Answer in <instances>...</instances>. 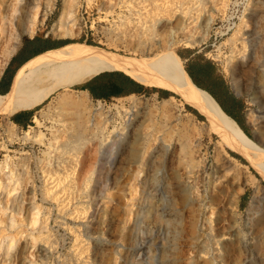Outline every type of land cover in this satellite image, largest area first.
Here are the masks:
<instances>
[{"label": "rangeland", "instance_id": "1", "mask_svg": "<svg viewBox=\"0 0 264 264\" xmlns=\"http://www.w3.org/2000/svg\"><path fill=\"white\" fill-rule=\"evenodd\" d=\"M219 1L220 0H75L73 4L77 27L75 28V34L73 36H62L57 33L55 34L52 28V23L60 12L62 5V0H54L52 9L44 11V15L42 16L43 19L35 28L34 32L32 34L23 32L20 35V43L11 56L19 51L27 39L37 36L39 38V43L46 38L55 41L68 39L70 41H81L98 45L108 52L121 54L126 57H149L148 55L152 56L157 51H150L148 52L149 54L142 52L141 46L137 44V40L142 38L146 26L152 22L150 20H155L156 25L162 21L165 22L166 26L161 30L162 33H165L166 28L169 26L173 27L178 19V12H176V10L178 11L180 7L189 2L192 6V12L195 11L193 15L197 17L196 22L190 23L192 25L190 29L194 30L191 32H193L194 35H198V31L200 33L198 21L200 23L202 18L210 11L214 16L212 27L208 37L202 41V43L194 47H186L183 42H181L182 40H177L174 47L175 51L198 49L199 56L213 62V66L217 69V73L222 75L227 81L228 87L236 92L241 104L240 118L248 129V136L258 142L260 140V144L264 147V130L259 128L258 124L251 122L248 118V113L261 114L260 112L263 110L260 103L261 99L253 96L254 83L251 79V72L246 70L248 71L247 74L245 71V74L243 73V69H246V65H244V67L239 66L240 68L234 65V62H236L239 56L245 55V57H247L250 54V43L254 42L252 39L254 35L258 36L256 39L259 42L257 48L264 51V16L259 18L248 17L250 13L246 12L251 11L249 7L251 6L250 2L253 0H223V6L214 4L215 6L212 7L214 2ZM202 4H204V6ZM172 9L174 11L173 17H171L172 20L163 18L167 15L166 13ZM160 12L162 14H160ZM243 18H247L245 26H241L244 22L241 20ZM238 25H240L238 32L232 35V39H229V36L236 30ZM194 26L197 28H194ZM195 31L196 33H194ZM117 35L119 39H116ZM54 44V47H58L63 43L55 42ZM237 51L238 53H236ZM230 57H232L231 60H229ZM233 78H235V84L232 83ZM85 81L86 80L59 87L51 92L43 102L33 107V116L38 115V117L42 119L41 125H37L32 119V121L24 127L16 126L10 121L8 112L0 111V160L3 159L5 155H11V161L15 163L14 168L19 172L23 180L21 186L10 193L12 198L13 195L16 196L17 194L20 196V200L22 201L21 212L20 214H16L15 218L18 217L17 220L22 219V226H25L24 228L26 229L22 235L21 233L16 234L18 241L17 246H20L21 251L18 253L17 258L15 257L18 261L11 258L10 264H78L75 263L77 262L76 260H73L76 259L73 254V236L74 233L80 229L77 233L79 235L81 234L82 237H86L84 235L86 234L87 223L83 221V219L72 218L74 217L72 215L70 217V214L75 209V206H80L85 203V197L79 199L78 197L82 196V192H86L85 190H90L92 185L97 187L99 185L96 191L99 193V196L105 200L96 213V218L100 221L108 215H111L113 218L106 231L109 240L105 245V251L101 254L99 264H132L131 249L135 244L142 245L144 249H146V254L143 256L144 258L139 261L141 264H147L146 261L149 262L148 264H162L163 255L169 257L168 262H171V264H207V262H205V256H209V253L211 256L213 255L214 264H238L242 250L236 244L235 239L225 238V236L229 235V233L236 232V234L232 236L238 237L241 235L244 236V239L249 241L251 235L254 234V232H249L248 226H246L245 223L247 217L250 215L246 204H248L252 192V185L249 181L255 176L264 186V180L261 178L260 174L242 154L227 145H223L222 152L226 160L225 163L230 164L235 172H238L240 176L248 180L241 185L239 193H237L235 197H232L230 194V190L233 187L231 182L235 180V177L233 176L230 178V181H227L225 177H222L224 167L222 165L218 167L213 166L212 153L214 152L216 144L221 141V138L219 134H215L214 131L210 130L203 133L199 138L200 152L207 157V160L205 172L203 173L202 180L199 182L198 190L195 189V184L191 182L192 186L187 192H178L175 181L182 167L180 168L181 164L178 159L179 148L178 145L174 143V146L169 151L171 157L168 160V172L173 179V184L171 186V204L169 206H173L177 209L180 214V222H167L159 219H150L151 221L148 224L142 222L137 226L135 238L133 242L130 243L125 237V231L130 227L132 222L134 223L135 212L139 208L143 197V187L139 182V178L142 174L141 171H138V162L142 155L144 137L140 130H137L133 138L130 139L127 148L123 151L124 155L121 154L122 157L115 164H110L108 162L110 155H101L98 139H91L86 142L81 141V143L78 142L79 144L69 140L67 138V128L71 126V123L65 125L58 120L59 116H57L53 108L54 100L55 97L62 92L76 93L78 90L82 89L78 84ZM148 86L153 87V85ZM147 90L148 91L145 93H122L105 97H96L91 95L89 91L88 92L90 94L91 107L102 111L104 117L111 119L107 126L109 129L113 127L114 129H120L126 123V119L130 116L129 111L134 100L145 101L149 109L155 108L160 104L162 99L168 98L170 95H172V104L176 105H172L173 107H171V111L174 114H180L178 116L183 119H185L187 115H193L192 118L197 124L201 122L207 123L204 114L199 112L194 106L186 103L181 96L171 90L168 89V94L161 93L159 95L151 92V89ZM178 107L180 108L179 110ZM42 113L43 115H41ZM147 117H149V113L146 112L144 118L147 119ZM56 127L62 128L60 139L68 144H65V148H63L64 150H62V152L60 148L54 149L51 145L53 129ZM9 128L14 129L17 136L10 138V135L7 134ZM31 129L39 130L44 134V138L41 141L43 142L45 140L43 142L44 144L37 140H27L20 137L24 130ZM254 134L258 139H255ZM87 136L89 135H85V137ZM48 145H50L49 148L47 147ZM68 146L69 148L73 146V149L71 148L72 150H68ZM46 150L50 151V155L48 152L45 153ZM51 150H53L54 153L53 151L51 152ZM66 150L68 151L66 152ZM61 154L62 157L60 156ZM23 157L25 161H27V171H24L19 163ZM55 162L57 163L54 164ZM100 162H102L103 165H100ZM102 168L104 169L101 170ZM213 168H215L218 175H221L219 182L216 183L211 181V177H209V173L212 172ZM115 169H117V171ZM48 174L50 175L47 176ZM52 174H55L58 178L60 177L58 180H60L59 183L62 185L61 192L59 191L58 194H62L65 188L67 192H71H68V195L70 194L71 196V200L68 208H65V211L63 210L64 212L60 209L58 210L59 207H57L53 199L50 201V198L47 196L46 200V196H43V185L45 186L51 183L50 181L48 182V180L51 178L50 176ZM45 175L47 177H45ZM41 178L47 181L44 182ZM71 182L74 184H71ZM87 182L90 183V185ZM86 183L88 185L87 187H85ZM70 188L72 189L70 190ZM65 190L64 193L67 194ZM193 191H196L198 194H193ZM10 195L6 196L0 184V229L4 227L3 225L7 219L4 217H8L10 207L12 206V198ZM73 197L75 199H73ZM240 198H243V204H240ZM78 200H80V202ZM155 200H157V198H155ZM32 211H38L37 216L39 219L37 223L35 225L29 223L25 224L32 214ZM63 213L66 215L64 216ZM39 216H43L42 219L45 218V220H40L41 217ZM44 221L48 222L46 223L47 225ZM39 222L43 224L42 228L46 230L44 231L45 233L49 234L52 243L54 242V244H52L53 251L42 257L35 251V245H33L31 239V233H38L36 231L38 230ZM71 226V229H74V231L70 229ZM102 227V223H99L95 230H101ZM260 227L255 231L261 241L259 247L260 258L258 260L261 264H264V225ZM3 230L4 229L0 231V244L2 243V238H4V233L6 231L7 233L15 232V229L12 230V228L6 229L5 231ZM6 240L7 238L5 237L4 241ZM92 241L94 242V239H92ZM72 245L73 248H71ZM12 251H14L15 254L18 252L15 249ZM204 251H206L205 254ZM68 253H70L69 256ZM1 254L0 264H7L8 259H5L6 257L0 245V255ZM62 259L65 260L63 261ZM67 260H70L72 263Z\"/></svg>", "mask_w": 264, "mask_h": 264}, {"label": "bare ground", "instance_id": "2", "mask_svg": "<svg viewBox=\"0 0 264 264\" xmlns=\"http://www.w3.org/2000/svg\"><path fill=\"white\" fill-rule=\"evenodd\" d=\"M53 2L54 0H0V72L5 66L8 58L18 47L20 43V35L23 32L32 34L35 28L42 21L44 11L52 9ZM74 2L75 0H62L61 10L52 23L53 32L55 34L57 33L62 36H73L75 34V28L77 27L73 8ZM223 3V0L214 2L212 7L217 4H219L217 6H223ZM202 5L204 6V4ZM250 5L251 6L249 8L251 11L246 12L250 13L248 17L259 18L264 16V0H253L250 2ZM176 12H178V19L176 23L173 27L169 26L166 28L165 33H162L161 31L166 26L165 22L162 21L156 25L155 20L153 21L151 19L150 21L152 22L146 26L145 33L142 38L137 40V44L141 46L142 52L148 53L153 50L157 51H155V54L152 53V56L148 55L149 57L144 56V58H131L121 54L108 52L104 48L91 43L70 41L66 44L49 48L30 56L15 71L9 88L4 93H0V111L11 113L18 109L35 107L43 102L51 92L59 87L84 81L103 70L116 69L124 71L143 84L155 85L171 90L181 96L186 103L194 106L199 112L205 115L207 123L201 122L197 124L192 118L193 115H187L186 118L183 119L178 116L180 114H174L171 111V107L174 105L171 102L172 95L168 98L162 99L160 104L155 108L149 109L147 108L145 101L134 100L129 111L130 116H128V118L126 117V123L120 129H114V127L109 129L107 126L111 119L104 117L102 115V111L91 107L90 94L87 89H80L76 93L62 92L55 97L53 108L55 109L57 116H59L58 120L65 125L67 123H71V126L67 128V138L76 143H81V141L86 142L91 139H98L100 153L101 155H110L108 160L110 164H115L122 157V155H124L123 151L127 148L130 139L133 138L137 130H140L142 133L144 137V145L142 148L141 158L138 162V171H141L142 174L139 178V182L143 187V197L139 208L135 212L134 223L132 222L130 227L125 231V237L130 243L133 242L135 238L137 226L142 222H146V224H148L151 221L150 219L165 220L167 222H180V214L177 209L173 206H169L171 204V186L173 184V179L168 172V160L171 157L169 151L174 146V143L178 145V159L181 164L180 168L182 167V170L179 172L178 176H176L175 181L178 192H187L192 186L191 182L195 184L194 187L198 190L199 182L202 180L203 173L205 172V164L207 160V157L202 155L200 152L199 138L203 133L210 130L214 131L215 134H219L221 138V141L216 144L214 152L212 153L213 166L218 167L219 165H222L224 167L222 177H225V180L227 179V181H230L231 177H235V180H232L231 182L233 185L230 190L232 197H235L237 193H239L241 185L248 180L240 176L238 172H235L230 164L225 163L226 160L224 159L222 152L223 145H227L242 154L264 180V147L260 144L261 141L259 140L258 142L248 136L241 129L236 120L222 110L217 101L208 91L197 86L191 80L188 73L184 69L181 58L174 49L175 42L177 40H182L181 42H183L186 47H194L195 45L202 43V41H204L209 35L214 19L213 14L210 11L202 18L200 23L198 21L200 33L198 31V35H194L193 32H191L194 30L190 29L192 26L190 23L196 22L197 17H195L196 15H193L195 11L192 12L191 4L188 2L186 5L180 7L178 11L176 10ZM160 14L162 13L160 12ZM166 14L167 15L163 18L170 20L174 14L173 9ZM241 20L244 21L241 26H245L247 18H243ZM194 28L197 27L194 26ZM239 28L240 25H238L236 30L232 32L229 39H232V35L236 34ZM194 33H196V31ZM257 37L258 36L254 35L252 38L254 42L250 43V54L247 56L248 58L245 57V55H241L237 58L236 62H234V65L237 68L239 66L244 67V65H246V69H243V73L244 71L246 74L248 71L251 72V79L254 83L253 96L261 99L260 103L263 110L260 112V115L248 113V118L251 122L258 124V127L264 130V51L257 48V44L259 43L256 40ZM116 39H119L118 35L116 36ZM236 53H238V51ZM231 59L232 57H230L229 60ZM232 81V83L235 84V78H233ZM179 109L180 108L178 107V110ZM146 112L149 113V117H147V119L144 118ZM41 115H43V113ZM33 120L37 125L42 124V119L39 118L38 115H34ZM53 130L51 145L54 149L60 148L62 152L66 144L60 139L62 128L56 127ZM7 134L10 135V138L17 136L14 129L11 128L8 129ZM87 134L89 136L85 137ZM20 137L27 140H37L38 142L40 141V143L45 141L41 142L44 138V134L41 131L34 129L24 130ZM254 137L255 139H258L255 134ZM49 146L50 145L47 147L49 148ZM71 148L73 149V146L70 148L68 146V150ZM68 150H66V152ZM52 151L53 150H51V152ZM47 152L49 154L50 151L46 150L45 153ZM10 156L5 155V157L0 160V184L6 196H9L11 191L19 188L23 181L22 176L19 175V172H17L16 168H14L15 163L11 161ZM60 156L62 157V154ZM26 162L27 161H25L24 157L19 162L24 171H27ZM56 163L57 162L54 164ZM100 165H103V163L100 162ZM103 169L104 168L101 170ZM115 170L117 171V169ZM49 175L50 174L47 176ZM52 175L50 176L51 180L48 178V182L50 181L51 183L45 186L43 185V196H46V200L47 196L50 198V201L53 199L56 202L57 207H59L58 210L60 209L63 211L65 208H68L71 196L70 194L68 195L69 191L67 192L66 188V190H64L67 194L64 193L63 189V193L58 194L59 191L61 192L62 185H60V180H58L60 177L58 178L55 174ZM47 176L45 175V177ZM209 177H211V181L216 183L219 182L221 175H218L215 168H213L212 172L209 173ZM42 180L44 182L47 181L44 179ZM257 180L258 179L254 176L253 179L249 181L252 185V192L248 204L246 205L250 215L245 221L249 232H254V234L251 235L249 241L244 239V236L241 235L238 237L232 236L235 235L236 232L229 233V235L225 236V238L235 239L236 244L242 250L238 264H261L258 260L260 258L259 247L261 245V241L255 231L258 227L264 225V186L259 182V180ZM87 183L85 187L88 186ZM71 184L74 183L71 182ZM88 184L90 185V183ZM98 187L92 185L90 190L88 189V191L85 190L86 192H82L83 195L78 197V199L85 197V203L80 206H75V209L73 207L74 210L70 214V217L72 215L74 216L72 218H80L87 223L86 234H82L86 237H82L81 234L79 235L77 233L80 229L75 232L73 236V254L76 258L73 260H76L77 262L75 263L78 264H99L101 254L105 251V245L109 240L106 235V231L108 230L113 218L111 215H108L101 221L96 218V213L105 201L96 191V188ZM72 188H70V190ZM195 193L197 192L193 191V194ZM151 198L153 200L157 198L158 201H153ZM73 199L75 198L73 197ZM11 201L12 206L10 207V212L8 217H4L7 219L3 225L4 227L0 229V231L2 229H4L3 231L11 228L12 230L15 229V232L12 233H7L6 231L4 233V238L6 237L7 240L4 241V238H2L3 240L0 244L3 254L6 257L5 259H8L7 264L11 263V258H13V260H17L16 258L18 253L21 251L20 246H17L18 241L16 234L21 233L22 235L24 231H26L24 228L25 226H22L23 220H17L18 217L15 218L16 214H20L22 207V201L20 200L19 194L16 196L13 195ZM78 201L80 202V200ZM37 212L38 211H32V214L25 224L29 223L31 225H35L39 219ZM65 215L66 214H64V216ZM39 217H41L40 220H45V218L42 219L43 216ZM44 222L45 224L48 223L46 221ZM99 223H102V229L95 230ZM38 224V230L36 231L38 233H31V239L33 241V245H35V251L42 257L43 255L53 251L52 244H54V242L52 243L49 234L44 232L46 230H43V224H40V222ZM72 231H74V229ZM92 239H94V242ZM71 248H73V245ZM13 249L18 251L17 254L12 251ZM205 253L206 251H204V254ZM69 254L70 253H68V256ZM131 254V263L141 264L139 261L144 258L143 256L146 254V249H144L142 245L135 244L131 249ZM0 256H2V254ZM205 258V262H207V264H214L213 255L211 256L209 253V256L207 255ZM162 260V264H171V262H168L169 257L166 255L162 256ZM70 263L72 262L70 261ZM146 263L148 264L149 262L146 261Z\"/></svg>", "mask_w": 264, "mask_h": 264}, {"label": "crops", "instance_id": "3", "mask_svg": "<svg viewBox=\"0 0 264 264\" xmlns=\"http://www.w3.org/2000/svg\"><path fill=\"white\" fill-rule=\"evenodd\" d=\"M51 40L54 42L57 41L53 39ZM53 45L55 44L52 43L51 47L49 48L54 47ZM198 51H199L198 49L188 50V51L184 50V51H178L177 54L179 55L180 58H182L181 60H183L182 63H183L184 69L185 67L188 68L191 74V75L189 74L188 75L191 78V80L193 81L194 79L198 83L197 86L203 89L208 88L209 90H212L213 92L216 93L217 90L213 88V86L211 85V82L208 81L207 75L209 74V72H211L214 76H218V78H223V76L217 73V69L213 66L214 65L213 62H211L210 64L208 60L199 56ZM33 55H30V56H33ZM30 56L26 54V52L24 51L22 52L17 51L10 57L4 70L0 74V92L1 93H4L9 88L13 75H14L13 73H15L14 71L17 70L16 68L20 67ZM209 67H210V70H209ZM103 71H107V72L101 73L99 78H97L98 76L96 77V75H98L97 73L89 77L88 79H86V81H88L90 84L95 83L96 81H100V80L107 81V83H113L118 89L123 90L124 92H127V93H145L148 91L147 89H151L152 90L151 92H153L156 95H159L161 93L167 94V93H163L162 90H167L169 92L168 89L163 88V87H158V86L156 87L154 85L152 87V86L143 84L142 82L135 80L133 77H131L130 75H128L127 73L121 70L113 69V70H103ZM125 75H128L129 77L134 79L136 83L133 85H130ZM224 81L227 84V81L225 79ZM214 84L216 85L217 83H214ZM128 87H131V88H128ZM228 89L233 93V95L235 96V99L231 102V104L224 102V106L226 109L231 111L233 114L240 117V113H241L240 112L241 110L240 101L236 93H234L232 89H230L229 87ZM8 117L13 124L24 127L28 125L30 121H32L33 119V108H22V109L15 110L14 112L9 113ZM241 203L243 204V198H240V204Z\"/></svg>", "mask_w": 264, "mask_h": 264}, {"label": "trees", "instance_id": "4", "mask_svg": "<svg viewBox=\"0 0 264 264\" xmlns=\"http://www.w3.org/2000/svg\"><path fill=\"white\" fill-rule=\"evenodd\" d=\"M38 39L39 38L37 36H34L31 39L30 38L27 39L25 44L19 49V52L24 51V52H26V54H28L30 56V55L39 53V52L51 47V44L55 43L54 41H52L50 39L48 40V38L42 40V42L39 43ZM66 42H70V40L62 39V40L56 41V43H66ZM208 62H210V64H211V61H208ZM185 69L188 72V74L191 75L188 68L185 67ZM209 70H210V67H209ZM106 72L107 71L99 72L98 75H96V77L98 76L97 78H99L101 73H106ZM207 76H208V81L211 82V85L217 91L215 93L212 90H209L208 88H205V89L213 96V98L217 101V103L222 108V110L224 112H226L228 115H230L234 120H236V122L241 127V129L247 135H249L248 129L242 123L241 118L239 116L233 114L231 111L226 109L224 106V102L231 104V102L235 99V96L233 95V93L228 89V84L225 83L223 78H218V76H214L211 72H209V74ZM125 77H126L128 83L130 85H133L136 83L134 81V79H132L128 75H125ZM193 82L196 85H198V83L194 79H193ZM214 83H217V84L215 85ZM78 86L82 89H87L91 93V95L96 96V97H105V96L113 95V94L127 93V92H124L123 90L118 89L115 86V84L107 83V81H102V80L96 81L95 83H92V84H90L88 81H85L83 83L78 84ZM128 88H131V87H128ZM162 92L167 93V94L169 93L167 90H162ZM193 111L195 112L194 109H193Z\"/></svg>", "mask_w": 264, "mask_h": 264}, {"label": "water", "instance_id": "5", "mask_svg": "<svg viewBox=\"0 0 264 264\" xmlns=\"http://www.w3.org/2000/svg\"><path fill=\"white\" fill-rule=\"evenodd\" d=\"M232 91H233L234 93H236L233 89H232Z\"/></svg>", "mask_w": 264, "mask_h": 264}]
</instances>
